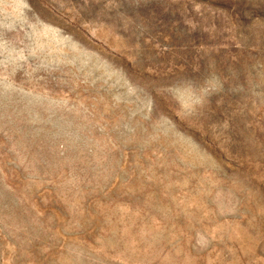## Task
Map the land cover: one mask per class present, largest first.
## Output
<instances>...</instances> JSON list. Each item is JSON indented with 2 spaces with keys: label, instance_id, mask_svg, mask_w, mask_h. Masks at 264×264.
<instances>
[{
  "label": "rangeland",
  "instance_id": "374dc122",
  "mask_svg": "<svg viewBox=\"0 0 264 264\" xmlns=\"http://www.w3.org/2000/svg\"><path fill=\"white\" fill-rule=\"evenodd\" d=\"M0 264H264V0H0Z\"/></svg>",
  "mask_w": 264,
  "mask_h": 264
}]
</instances>
